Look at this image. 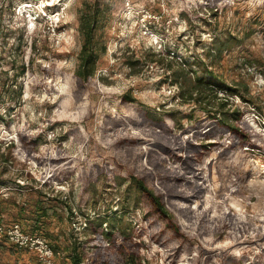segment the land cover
<instances>
[{"label":"rangeland","instance_id":"obj_1","mask_svg":"<svg viewBox=\"0 0 264 264\" xmlns=\"http://www.w3.org/2000/svg\"><path fill=\"white\" fill-rule=\"evenodd\" d=\"M80 9L99 12L85 80L76 76ZM229 32L241 42L206 56ZM194 56L238 90L217 95L239 107L258 147L222 153L228 132L197 131L211 115L180 95V83L194 82L182 60ZM191 134L196 152L184 141ZM187 167L197 173L183 177ZM132 174L162 191L172 221ZM197 176L201 196L178 197ZM41 206L47 216L35 231L56 248L54 264H72V243L92 264L103 238L91 231L113 215L118 229L104 251L135 264H264V0H0V220L32 231ZM0 264L43 262L2 234Z\"/></svg>","mask_w":264,"mask_h":264},{"label":"trees","instance_id":"obj_2","mask_svg":"<svg viewBox=\"0 0 264 264\" xmlns=\"http://www.w3.org/2000/svg\"><path fill=\"white\" fill-rule=\"evenodd\" d=\"M98 15L99 12L94 11L90 16H86V14L83 13L82 9L79 10V29L83 34L84 42L78 53L79 64L78 68L76 69V76L82 80L87 79L94 72V63L97 56L93 52L92 39L95 27L94 23L95 21H97ZM241 40L242 38H238L230 32L220 36L215 35L212 41V45L206 49L205 55H220L223 50L229 48L234 43H240ZM192 64L196 65L198 68H194L193 70V68H191ZM183 66H187L188 70L190 69V71L192 72V76L190 78L194 79V82H192L189 87L183 86V84L180 83V95L183 97V101H193L197 107L205 110L208 115H211V118H209L210 121L201 125L202 128H197V131H199V133H201L202 131L203 136L217 134L216 137H219V135L228 132L232 140H230V142L228 143L229 145L226 146V148L222 149V153L223 150L227 151L233 146H239V144L248 143L251 147H258V143L256 141L259 142V140H257V138L255 137L258 132L255 129L251 128V126H246V123L244 124V126L240 124L242 113L241 110H239V107L236 105L231 106L228 95H217L218 90L238 93V90L235 88V86L233 87L226 84L223 77L213 68H211L209 64L202 62V58L199 56H194L191 61H187L186 59L184 61L182 60V66H180V68L184 69ZM198 69L201 70V74H198ZM22 72L23 67H21L20 70L16 72V74L13 76V79L15 80L16 76L18 74H21ZM174 76L176 77V79H179L182 74L175 73ZM4 84L5 80H3V85ZM127 99L130 100L132 98ZM217 113H219V116H216ZM191 135L192 136H187L184 141L185 144H192V147L195 148L196 152L197 147L194 146V144L197 143L196 141L194 142V138H192L194 134ZM207 144L224 143L221 140L213 139L209 140ZM195 173H197L195 169H193L192 167H187L185 168V172L182 175L183 177H185L194 175ZM197 177L199 184L193 187V190L191 192L185 194H177V196L187 200L198 199L201 196L203 189L205 188L203 186L202 178L200 180V176ZM131 179L137 189L145 195L147 200H149L153 210L168 222L172 221V216L163 201L164 199L162 198V191L150 188L146 184L144 179L140 176L132 174ZM46 216L47 212L45 208H43L42 206L36 207L33 220V230L26 232L39 234L35 231V229L37 230L40 228V225L44 221ZM114 216L115 215L105 216L104 220H101L105 222V230L98 231L96 230V227H94L91 231L93 235H96L97 232H99V234H101V237L104 239L96 242L93 245L94 250L91 255L92 264H135L133 259L129 258V256L124 252L112 251L110 253H106L104 251L106 241H110L111 235H113L114 231L118 229V221L115 217L120 216ZM0 222L2 221L0 220ZM171 225L174 231H178V228L175 225ZM122 238L128 239V237L125 235H123ZM78 246L79 244L72 243L71 246L68 247L72 264H83L82 252L78 250ZM52 249L54 253H56V248L52 247Z\"/></svg>","mask_w":264,"mask_h":264},{"label":"built area","instance_id":"obj_3","mask_svg":"<svg viewBox=\"0 0 264 264\" xmlns=\"http://www.w3.org/2000/svg\"><path fill=\"white\" fill-rule=\"evenodd\" d=\"M2 234H6L19 245L34 247L38 252L40 262L43 264H54V251L42 235L24 231L18 222L7 225L0 222V236Z\"/></svg>","mask_w":264,"mask_h":264}]
</instances>
